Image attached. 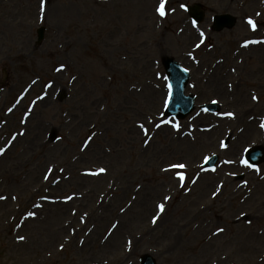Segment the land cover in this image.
Segmentation results:
<instances>
[{
    "label": "rangeland",
    "instance_id": "374dc122",
    "mask_svg": "<svg viewBox=\"0 0 264 264\" xmlns=\"http://www.w3.org/2000/svg\"><path fill=\"white\" fill-rule=\"evenodd\" d=\"M253 1L0 0V264H264V163L243 162L264 147ZM221 14L232 29H213ZM166 57L197 98L179 122L163 115ZM209 66L215 85L200 83ZM210 101L219 113L200 111Z\"/></svg>",
    "mask_w": 264,
    "mask_h": 264
},
{
    "label": "water",
    "instance_id": "95a60500",
    "mask_svg": "<svg viewBox=\"0 0 264 264\" xmlns=\"http://www.w3.org/2000/svg\"><path fill=\"white\" fill-rule=\"evenodd\" d=\"M190 12L197 20L201 21L203 14L197 12V7H191ZM233 25V19L229 16H219L216 18V28L222 29L226 26L231 27ZM42 30L40 32L39 40L43 38ZM169 64L170 79L173 87V97L171 105L169 107V114H173L177 117H185L193 109V98L184 96V88L187 82V76L182 73V70L179 69L177 64L173 62L172 59L167 60ZM212 108V107H209ZM263 160V153L259 149L253 150L249 154V161L252 163H259ZM216 158H213L209 165H214ZM143 264H155L153 259L149 256L143 257Z\"/></svg>",
    "mask_w": 264,
    "mask_h": 264
},
{
    "label": "bare ground",
    "instance_id": "6f19581e",
    "mask_svg": "<svg viewBox=\"0 0 264 264\" xmlns=\"http://www.w3.org/2000/svg\"><path fill=\"white\" fill-rule=\"evenodd\" d=\"M257 3V0H255V1H253V4H256ZM220 70H222V68H215L214 70H212L211 68H207L206 69V71L205 72H207V74L206 75H204V78H206L207 77V75L209 74V72H211V78H215V76H217L218 74H222V73H220L219 71ZM227 80V79H226ZM213 82H211V84H212ZM223 84L225 85V84H227V82L225 81V79H224V82H221V86H223ZM230 87H232V86H234V84L233 83H230V85H229ZM0 200L1 201H4V200H6V198H5V196H2L1 198H0Z\"/></svg>",
    "mask_w": 264,
    "mask_h": 264
},
{
    "label": "snow or ice",
    "instance_id": "6c2138e0",
    "mask_svg": "<svg viewBox=\"0 0 264 264\" xmlns=\"http://www.w3.org/2000/svg\"><path fill=\"white\" fill-rule=\"evenodd\" d=\"M158 11L160 12L161 15L165 14L164 13V5L163 4H161V6L159 7ZM249 22L252 23L253 24V28H255V24L251 20ZM179 167H185V165L180 164ZM101 171H104V170L102 169ZM163 207H164L163 205H160L161 210H163ZM221 231H222V229H221ZM20 239H24V237H20Z\"/></svg>",
    "mask_w": 264,
    "mask_h": 264
}]
</instances>
